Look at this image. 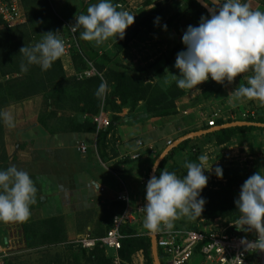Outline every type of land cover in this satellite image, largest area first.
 Here are the masks:
<instances>
[{"label":"crops","instance_id":"crops-1","mask_svg":"<svg viewBox=\"0 0 264 264\" xmlns=\"http://www.w3.org/2000/svg\"><path fill=\"white\" fill-rule=\"evenodd\" d=\"M253 1L255 0H249V2ZM48 2L60 21L71 22L82 13L85 5L93 4L97 0H48ZM124 2L130 3V13L135 15L134 24L126 29L125 34L130 33L135 42L139 41V37L147 39V43H155L159 40L161 44L157 45L158 47H151L149 44L146 46V48L151 47L152 51L163 48L161 53L168 60L164 78L159 81L167 85L176 83L174 75H179L174 67L176 56L185 50L182 35L189 25L198 26L200 23L193 17L188 1L113 0L114 4ZM257 6L259 7L260 4ZM156 8L159 9L157 16L160 18L159 25L155 23L156 18L144 24V19ZM165 24L166 31L163 30ZM58 32L65 34L66 30L61 25ZM115 42L113 38L100 45L85 41L84 44L100 55L104 46H108L112 51ZM139 49L135 47L131 50V56H135L131 62L135 63L134 68L143 69L153 59L143 61ZM61 63L67 76L76 73L72 58L64 59ZM202 84L197 86L199 91L184 89L185 94L175 101L178 113L173 116L150 119L145 116L143 102H139L133 111L122 107L120 112L114 114L119 121L108 132L104 143L98 147L96 133L81 135L70 130L60 131L54 128L53 120L50 121L48 130L41 126L38 122L44 107L41 97L6 107L3 111L14 113L15 126L9 127L2 120L7 161L3 163L1 169L17 163V168L27 171L37 187L36 202L32 204L30 219L25 222H8L10 225L13 223V230L15 229L16 232L13 237L16 236L14 240L18 244L17 249L25 246L23 225L61 218V225L53 222L49 227V231L53 227L57 228L55 232H58L61 241L56 243L55 235L49 234L47 239L46 235L37 233L34 241H38L39 245L34 250L56 248L66 252L67 264H96L89 259V251L83 253L80 248L68 243L85 236H103L112 217L125 210V204L116 200L118 195L126 192L133 208L141 205L142 201L135 202L138 200V193L142 192L138 181L144 179L146 169L157 154L172 146L183 137L184 133L188 135L204 132L201 128L206 126L205 119L213 113L220 114L221 119L234 120L240 118L241 112L252 111V114L257 112L258 116L264 112V102L236 99L232 95L240 84H246L242 76L236 77L232 83H227L213 97L200 102L198 98L201 95ZM69 115L80 123L92 119V116ZM204 135L206 134L193 139L199 147L207 148L209 144L205 141L209 140L211 145L208 147H212L209 152L220 151L228 162L238 164L249 159L255 160L260 169L261 166L264 168V132L241 133L232 137L228 144L221 146H216L213 138H204ZM138 142L142 147L137 146ZM168 142H171V145H168ZM81 144L86 146L84 154L78 150ZM189 148L179 152L176 157L180 154L185 155ZM134 153H141L140 158L136 160L127 158ZM176 157L174 163H178L177 166L183 164L184 159L181 157L183 161H175ZM136 187L139 188L138 191ZM141 215H136V221L125 228L137 231L138 219ZM8 223L0 222V225L2 231L5 230L7 235L8 233L12 235L13 231L8 232ZM39 230L44 232L45 229L41 227ZM13 237L8 235L4 240L10 242L13 241Z\"/></svg>","mask_w":264,"mask_h":264},{"label":"clouds","instance_id":"clouds-1","mask_svg":"<svg viewBox=\"0 0 264 264\" xmlns=\"http://www.w3.org/2000/svg\"><path fill=\"white\" fill-rule=\"evenodd\" d=\"M209 10V16L201 17L198 26L189 25L182 35L185 50L176 56L174 67L179 75L176 86L180 89L199 91L198 85L209 79L223 84L232 83L242 76L246 84H240L232 92L236 99H254L264 102V11L253 10L245 0H222L210 6L208 0H200ZM135 15L122 10L113 0H97L86 13L75 17L71 27L79 31V39L85 42L103 44L110 39H123L126 29L134 24ZM155 23L159 25L160 18ZM167 30V25H163ZM32 46L20 49L27 66L38 65L48 70L64 55L66 45L60 32L49 31ZM247 74V75H246ZM107 84L101 82L96 90L97 97L106 94ZM0 120L14 127L12 115L0 110ZM163 159V158H161ZM188 161L183 177L175 172L163 170L153 175L146 184V204L143 227L150 232H158L163 225L174 227L173 221L183 216L189 219L201 217L206 201L201 197L208 184L204 162ZM154 163L153 171L158 168ZM218 179L223 178L221 167L215 168ZM37 187L29 173L15 165L0 169V222H23L31 215V205L36 202ZM239 212L238 223L241 231L254 230L258 239L254 242L242 240L247 248L264 251V170L255 172L247 178L235 200Z\"/></svg>","mask_w":264,"mask_h":264},{"label":"trees","instance_id":"trees-1","mask_svg":"<svg viewBox=\"0 0 264 264\" xmlns=\"http://www.w3.org/2000/svg\"><path fill=\"white\" fill-rule=\"evenodd\" d=\"M21 1L26 16L25 23L13 28L3 27L0 29V110L12 104H19L36 97H41L44 103L43 111L38 119L41 126L48 130L50 121L53 120L54 128L60 131L70 130L73 133H80L81 135H93L96 133L97 147L104 143L108 132L119 121L114 114L120 112L122 107H128L130 111H133L139 102H143L146 110L145 116L150 119L173 116L178 113L175 101L185 94L184 89L178 88L176 83L167 85L163 81H159L164 78V70L168 64V60L164 59L165 63L163 67L154 73L153 77L159 79L157 82H153V80L146 81L143 78L144 74L141 77V73L145 72H141L137 77H133L132 74L136 70L144 71V69L121 67L122 71L115 70L111 66V58L108 54L103 53L99 55L87 45L85 47L84 41L79 39V31H77V42H81L80 45L78 42V49L80 51L72 53L71 56L76 73L85 71L87 63H90L97 73L95 76L82 79H78L75 75L67 76L59 59L48 70H42L38 65H30L27 66L26 71L22 70L21 65H26L27 61L20 54V49L25 45L32 46L39 42L42 39V34L49 31L58 32L62 24H60V20L53 12L48 0ZM187 1L197 22H200L202 16H209L194 0ZM256 1H259L264 7V0ZM208 2L210 6H216L210 0ZM90 5H85L82 13H86ZM158 14L159 9L156 8L144 19L143 23H150L157 18ZM2 24L3 22L0 19V26ZM118 40L121 43L123 42L122 39L118 38ZM121 43L114 45L119 51L122 48L120 46ZM102 81L106 82L107 90L106 94L101 98L97 97L96 90ZM227 83L225 81L223 84H220L209 79L201 85L202 91L198 100L200 102L208 100L222 90ZM100 112L111 113V118L109 126L104 130L100 129L98 131L92 120L86 119L83 123H80V121L69 115L76 114L93 117ZM233 122L264 124V117L248 115L247 117H240L234 120L219 118L215 121L214 127H220ZM210 128L212 127L206 125L201 128V131ZM252 131L264 132V128L254 126L233 127L208 133L204 135V138H213L215 145L221 146L228 144L231 138L238 134ZM185 135L187 133L183 134V136ZM192 141L193 139L184 141L173 148L160 163L156 175L158 176L159 172L163 170L178 172L179 168L174 166V158L179 152L189 148ZM159 155L160 153L152 160L151 168ZM190 159L195 160L196 158L192 156ZM6 161L7 155L4 146L3 125L2 120H0V169ZM223 179H226V177H223ZM145 188L146 185L142 190L144 200ZM205 194H207L208 198L205 199L206 203L201 214L203 218H222L227 219L229 222L238 220L240 214L236 208L235 200L239 192L232 189L231 185H225L217 191H207ZM29 219L30 217L26 221ZM53 222L61 225L62 219L41 220L33 222L31 225H23L25 248L34 249L39 245L38 241H34L37 233L46 235L47 239H49V234L55 235V239L57 240L55 242H60L61 237L57 234L58 232H55L57 228L53 227L49 231V227L53 225L51 224ZM176 224L180 225L178 222ZM41 227L45 229L44 232L39 230ZM110 227L111 222L108 229ZM121 232L127 238L121 241L120 257L125 262L130 261L131 254L134 247H136L137 250L139 249L143 253L147 264H153L150 231L147 230L148 234L145 237L137 235L134 229L123 228ZM157 252L160 264H163L160 249H157ZM89 259L96 264H108L109 262L108 258L105 257L104 251L98 248L89 253ZM7 260L9 259L4 257L2 259L5 264H8Z\"/></svg>","mask_w":264,"mask_h":264},{"label":"built area","instance_id":"built-area-1","mask_svg":"<svg viewBox=\"0 0 264 264\" xmlns=\"http://www.w3.org/2000/svg\"><path fill=\"white\" fill-rule=\"evenodd\" d=\"M116 5L122 10L131 12V6L128 2ZM22 7L21 0H0L2 27L13 28L25 23L26 16ZM75 23V20L62 22V27L66 30V33L61 34V37L65 42L66 50L64 55L59 58L61 62L64 59L69 60L72 50L78 49L77 31L73 32L71 30ZM96 74L92 65L87 63L85 71L74 75L78 79H82ZM250 115L253 116L254 114L250 113ZM217 118H219L217 112L211 114L207 126L214 127ZM91 120L97 131L107 128L110 124L109 118L103 112L93 116ZM167 144L171 145V142ZM137 146L142 147V144L138 142ZM78 150L84 154L86 146L81 144ZM140 155L141 153H134L127 158L136 160L140 158ZM116 200L125 204V210L121 214L112 217L111 227L103 236H85L70 241L68 244L89 252L96 248L101 249L104 251L105 257L108 258V264H126L119 255L121 241L127 238L121 231L136 221V215L143 213V206L139 205L133 208L126 192L118 195ZM218 221H221V218L214 219V222ZM173 224L172 229H167L162 225V230L155 232L157 249H160L165 264H192L197 259L198 262L195 264H251V259L260 252L254 248H247L246 245L241 243L242 240L254 242L258 239V234L254 230L241 231L237 223L227 226H222L223 224H219V226L218 224L208 225L203 228L197 227V229L177 225L174 221ZM17 246L18 244L13 243V241H5L4 245H0V257L7 256V253L16 249Z\"/></svg>","mask_w":264,"mask_h":264},{"label":"rangeland","instance_id":"rangeland-1","mask_svg":"<svg viewBox=\"0 0 264 264\" xmlns=\"http://www.w3.org/2000/svg\"><path fill=\"white\" fill-rule=\"evenodd\" d=\"M210 1L213 2L215 5H218L220 2H222V0H210ZM245 2H247L248 4L250 3L249 6L253 10H260L261 9V11H264V7L260 4L259 1H256V0L253 1L254 4H253V2H249V0H245ZM257 4H260V6L258 7ZM24 13H25V11H24ZM60 24H62V21H60ZM2 28L3 27L0 26V29H2ZM138 39H139V41L135 42V41H133V38H131L130 33H126L124 35V38L122 39V41H123L122 43H121V41L119 42V40H117L115 42L116 45H117V43H121L120 46L122 48L120 51L117 48H115L114 47L115 44H113L112 45V47H113L112 51L108 48V46H104L103 49H101V54H103V53L108 54V56L111 58V66L114 67V69L119 71V72L122 71L120 69L121 67L129 68V69H140V67L134 68L133 66H135V63L131 62V59L134 60V58H135L134 55H133V57L131 56V52H132L131 50L135 47L140 48L138 50V52L140 53V56L143 58V61L147 60L149 58L153 59V61L148 63L145 66V68H143L144 71L136 70L132 74V76L137 77L138 75H140L141 72H145V73H141V77L144 74L143 78L146 81L159 80L153 76H154V73L156 71H158L161 67H163V64L165 63L164 59H166V57L164 54L161 53V50L163 48L162 49L156 48L157 50L152 51L151 47L160 45L161 42H159V40L158 41L156 40L155 43H152V42L147 43V39H145L143 37H139ZM138 39H136V40H138ZM171 39H170V41H171ZM80 43L81 42H79V45H80ZM167 43H168V41H167ZM148 44L151 45V47L146 48V46ZM146 49H151V50L147 51ZM78 51H80V49H75V50H72V53H75ZM146 69H149V70H146ZM79 73H81V72H79ZM251 112L252 111H248L246 113L241 112L240 117L241 118L247 117L248 115H250ZM9 113L13 117L14 113H11V111ZM256 113H254V115H257ZM15 114H17V113H15ZM105 114L107 115V117L110 120L111 113H105ZM218 115H220V114H218ZM259 117H264V112H262L261 116H259ZM217 119H219V118H217ZM205 120H206L205 122L207 125V121L209 119L206 118ZM3 124L4 123L2 121V125ZM205 143L211 145V142L209 140L207 142L205 141ZM197 144L198 143H196L195 141H192L190 144L191 147L188 150H186L185 155L180 154L175 159V161H183V159H184L183 164H180L179 166H177L178 163H174V166L179 168L178 172H175V173L178 176L183 177L184 175L187 174V169L184 167L186 162H188V161L199 162L197 159L199 156H201V155L207 156V160L204 162V168L206 170L205 175H207L209 177V179H208L207 186L203 189V191L201 193V197L204 200L206 198H208V196H207V194H205V192L220 190L225 185H231L232 189H235L236 191H238L240 193V188L247 178H249L251 175H253L257 171L264 170V168L262 166H261V169L257 166V163L255 162V160L247 159V160H244L243 162L238 163V164L237 163H231V162H228V159H224L222 157V154L220 153V151L219 152L218 151L209 152V149L211 150L212 147L210 148V147H208L209 146L208 145L207 148H203V146L199 147V144L198 145ZM192 156H195L196 159L191 160L190 157H192ZM184 157H186V158H184ZM15 166L17 167V163H15ZM216 167L222 168L223 177H226V179H223V178L218 179L217 178V176L215 175V168ZM150 171H151V167L149 166L145 171V174L143 177L144 179L141 181H138V184H140L139 188L142 187V190H143V187L148 182V178L150 176ZM138 189L136 187L137 191H138ZM204 195H206V197H204ZM238 197H239V195L236 197V199ZM139 200L142 201L141 205L144 207L146 204V201L143 199L142 192L138 193V200H136L135 202H137ZM144 215L145 214L143 212L142 215L139 217V219H138L139 225H137L138 229L136 231L137 235L142 236V237L143 236L145 237L148 234L147 230L143 227ZM174 222H178L181 226H186V227H190V228L193 227L195 229H197V227H199V228L207 227L208 225L218 224V226H219V224H223L222 226H227V225L232 224V223H235V224L237 223V225L241 229V225L238 223V220L234 221V222H229L227 219H222V218H221V221L214 222V219H207V218H203L202 216L197 217L196 219H189L187 217L181 216V217L177 218L176 220H174ZM12 224L13 223H11V225H10L8 223L7 229H8V232L13 231V232H11L12 235L8 233V235L13 237V235H15L16 232L14 231L15 229L13 230L14 226H12ZM9 225H10V227H9ZM10 228H11V230H10ZM6 235H7V231H5V230L2 231V225H0V245H4L3 244L5 241L4 238L8 237V235L7 236ZM14 238H16V236L13 237V243H17L16 240H14ZM68 251H70V250H68ZM70 252H72V251H70ZM260 254L262 256H264V251L258 252L251 259V264H259L258 260L261 257ZM65 257H66V252L60 251L56 248L41 249V250H34V249H28L27 250L24 246V248H22V249L16 248L13 251H10V253H7V256L4 258L9 259V260H7L8 264H67L68 260L65 259ZM2 259L0 257V264H5L2 261ZM161 260H162V263L165 264L164 257L162 256V254H161ZM197 262H198V259L193 261L192 264H195ZM69 264H71V263H69ZM126 264H147V262L144 259V256H143V253L141 252V250H139V249L137 250V248L134 247V250L131 254L130 261L126 262Z\"/></svg>","mask_w":264,"mask_h":264},{"label":"water","instance_id":"water-1","mask_svg":"<svg viewBox=\"0 0 264 264\" xmlns=\"http://www.w3.org/2000/svg\"><path fill=\"white\" fill-rule=\"evenodd\" d=\"M198 5L201 6L202 9H204L206 11V13L209 15V10L208 8H205L202 3L200 2V0H194ZM243 126H254V127H258V128H264V124H255V123H247V122H233V123H229V124H225L223 126L220 127H216V128H212L209 129L207 131L204 132H197V133H192V134H188L185 135L183 137H181L180 139H178L172 146L166 148L156 159V161L154 163H156L159 160V165L162 162V160L166 157V155L175 147H177L179 144H181L184 141L190 140V139H194L198 136H201L203 134H207V133H213L219 130H224V129H228V128H233V127H243ZM163 158V159H161ZM154 165V164H153ZM158 165V167H159ZM158 169V168H157ZM156 171H153V166L151 168V172H150V176L149 179L153 176L156 175ZM150 246H151V257L153 260V264H160L159 258H158V252H157V242H156V234L155 232H150ZM264 258V256H263ZM260 264H264V259L263 261H261Z\"/></svg>","mask_w":264,"mask_h":264},{"label":"flooded vegetation","instance_id":"flooded-vegetation-1","mask_svg":"<svg viewBox=\"0 0 264 264\" xmlns=\"http://www.w3.org/2000/svg\"><path fill=\"white\" fill-rule=\"evenodd\" d=\"M261 255V254H260ZM260 257V256H259ZM263 256L261 255V257H260V259L258 260V263L260 264L261 263V261H263Z\"/></svg>","mask_w":264,"mask_h":264}]
</instances>
